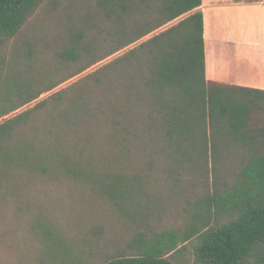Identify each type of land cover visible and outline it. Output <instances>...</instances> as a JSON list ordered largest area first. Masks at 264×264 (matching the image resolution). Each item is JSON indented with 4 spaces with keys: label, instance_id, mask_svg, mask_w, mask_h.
Segmentation results:
<instances>
[{
    "label": "trees",
    "instance_id": "1",
    "mask_svg": "<svg viewBox=\"0 0 264 264\" xmlns=\"http://www.w3.org/2000/svg\"><path fill=\"white\" fill-rule=\"evenodd\" d=\"M55 1L0 0V226L72 181L130 219L177 208L99 264H264V90L205 78L201 0H76L44 33ZM32 228L54 263L84 264Z\"/></svg>",
    "mask_w": 264,
    "mask_h": 264
},
{
    "label": "rangeland",
    "instance_id": "2",
    "mask_svg": "<svg viewBox=\"0 0 264 264\" xmlns=\"http://www.w3.org/2000/svg\"><path fill=\"white\" fill-rule=\"evenodd\" d=\"M59 1L65 16L58 18V13L61 12L59 10L55 15L51 12L54 18L44 13L41 19L44 33H48L50 29L54 31L57 22L63 28L67 21L65 8L68 5L73 7L72 3L76 0H56L54 3L58 4ZM77 6L80 7L81 4ZM39 17H42V11L37 14L36 19L30 21L27 32L31 31L32 22ZM48 37L50 36L46 35V38ZM43 96L45 94L41 97ZM141 181L149 191L153 186L165 187V184H160L158 177ZM36 189L37 210L20 214L9 210L2 221L0 264H56L43 255L44 240L40 237V231L32 228L38 221L52 224L69 247L83 250L87 254L84 255V264H99L104 257L125 251V241L140 224L149 222L158 227L174 224L178 214L173 205L158 201L157 208L142 214L143 218L134 216L130 219L114 213L101 195L94 192L90 186L78 182L48 181L37 184Z\"/></svg>",
    "mask_w": 264,
    "mask_h": 264
},
{
    "label": "crops",
    "instance_id": "3",
    "mask_svg": "<svg viewBox=\"0 0 264 264\" xmlns=\"http://www.w3.org/2000/svg\"><path fill=\"white\" fill-rule=\"evenodd\" d=\"M207 80L264 90V0H201Z\"/></svg>",
    "mask_w": 264,
    "mask_h": 264
}]
</instances>
